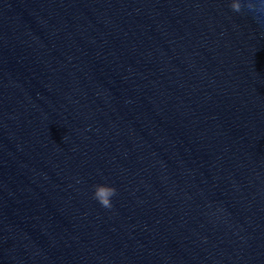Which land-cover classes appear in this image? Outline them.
I'll list each match as a JSON object with an SVG mask.
<instances>
[{"label":"water","instance_id":"water-1","mask_svg":"<svg viewBox=\"0 0 264 264\" xmlns=\"http://www.w3.org/2000/svg\"><path fill=\"white\" fill-rule=\"evenodd\" d=\"M229 3L0 0V264H264V26Z\"/></svg>","mask_w":264,"mask_h":264},{"label":"clouds","instance_id":"clouds-1","mask_svg":"<svg viewBox=\"0 0 264 264\" xmlns=\"http://www.w3.org/2000/svg\"><path fill=\"white\" fill-rule=\"evenodd\" d=\"M229 7L231 11L249 15L253 22L259 26H264V0H230ZM116 194L113 187L106 185L94 186L93 199L102 207L111 208L110 198Z\"/></svg>","mask_w":264,"mask_h":264}]
</instances>
